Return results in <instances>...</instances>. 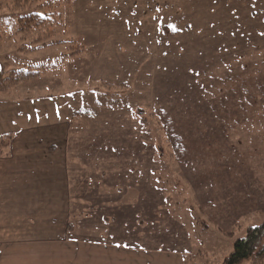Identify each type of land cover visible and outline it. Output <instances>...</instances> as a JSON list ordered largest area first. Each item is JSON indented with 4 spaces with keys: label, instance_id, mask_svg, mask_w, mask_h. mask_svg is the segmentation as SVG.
Here are the masks:
<instances>
[{
    "label": "rangeland",
    "instance_id": "1",
    "mask_svg": "<svg viewBox=\"0 0 264 264\" xmlns=\"http://www.w3.org/2000/svg\"><path fill=\"white\" fill-rule=\"evenodd\" d=\"M15 7L0 0V137L11 138L0 143V160L46 149L51 162L66 164L53 175L68 180L71 194L49 202L44 252L26 234L16 246L8 241L3 230L33 229L23 198L13 219L1 194L0 241L8 243L0 259L87 258L83 244L106 234L109 246L126 250L120 261L224 264L264 221V0ZM34 14L42 19L23 21L19 32ZM30 71L38 75L1 90ZM163 118L182 127V161ZM61 235L83 244L64 252L75 245L52 240ZM258 250L240 264H264Z\"/></svg>",
    "mask_w": 264,
    "mask_h": 264
},
{
    "label": "crops",
    "instance_id": "2",
    "mask_svg": "<svg viewBox=\"0 0 264 264\" xmlns=\"http://www.w3.org/2000/svg\"><path fill=\"white\" fill-rule=\"evenodd\" d=\"M20 153L23 155L16 158L18 160H15V158L13 157L15 154L13 152L12 156L7 160H0V199L4 198L1 194L7 197V199L10 201L9 210L11 212V217L15 219L18 217V214L14 213L19 212L18 204L21 202L20 199L23 198V200L25 201L24 209L27 210L25 213H28L24 222L27 220L29 222H26L28 224V228L32 227L33 230H24L25 227L23 226V224L25 225V223H22L21 230H18L17 228H15L16 230H13L12 228V230H8L7 232L5 230L3 231L5 236H9L8 241L11 240V243H13L15 246L17 234L29 235L32 239L29 237H25L24 239L31 240L30 242L36 240V248H38V251L44 252L45 250H43L42 243L45 240L44 238L49 230L48 227H45L46 225H48L46 223L47 219L49 218V202L54 204H62L64 201L63 197L65 199V194H67V196H70L71 194V191L69 190L68 180L63 178L59 179V177H57L58 179H54L55 176L53 175L57 170H61L64 175V166L66 164H54L53 162H51L48 150L46 149L29 148L23 149V151H20ZM36 153H40V156L44 154V163L35 162L34 160H37L36 158L33 161L32 159H30L33 155H36ZM27 156L31 157L29 158ZM1 187L4 188L3 191ZM44 219L46 220V223L43 226L42 223ZM32 222H34L33 225ZM61 230L62 234H70L72 231L67 230L66 227H62L60 231ZM102 230H108V228H103ZM1 234L2 232L0 230V235ZM94 237L97 239H89V244H83L80 240L76 239L70 240L64 238L62 235L59 238L53 237L54 239H52L64 244L75 245V248L73 249H70L68 246L61 247L60 249H62L64 252L74 251L76 248L81 246V244L87 245L88 250L92 251L91 253L88 251L89 253L87 258L69 259L68 257L67 260L54 259L56 261H49L47 259L37 257H33L31 259L1 258L0 264H143L142 261H139L138 256H132L135 259L130 262L120 261L119 259L124 255V251L126 250H124L122 247L109 246L110 243L107 242V238L109 237V235L102 234L100 236ZM66 240H70L71 242L67 243ZM7 243L8 242L0 241V248L5 247ZM26 244L27 243H23V245ZM110 250H112V252H116L113 258H116L118 260L110 258L111 255L107 254ZM42 254L43 253H40V255ZM125 255L128 256L127 253H125ZM60 256L63 257L62 254Z\"/></svg>",
    "mask_w": 264,
    "mask_h": 264
},
{
    "label": "trees",
    "instance_id": "3",
    "mask_svg": "<svg viewBox=\"0 0 264 264\" xmlns=\"http://www.w3.org/2000/svg\"><path fill=\"white\" fill-rule=\"evenodd\" d=\"M27 2L28 0H14V5L16 6L15 8L19 9L21 5L26 4ZM41 19L42 18L36 14L31 16L29 15L28 17L21 19L19 21L20 24L19 32L22 31V27L24 26V24L39 22ZM23 21H27V22L23 24ZM37 75H38L37 72L30 71L25 73L24 75H19L17 77L14 76V78H9V80H7L4 83V87H2L1 90L6 89L5 85L11 79H13L16 82L18 81L17 80L18 78L21 77L34 78ZM161 127L167 136L170 147L172 149V153L177 157L179 161H182L183 157L186 154L187 146H186V139L183 138L181 134L182 131L181 125H178V123L175 121H171L168 118H165L164 121H162ZM10 139H11L10 136L0 137V143L4 140H10ZM1 149H2L1 151H5V152L4 153L0 152V155L6 154L7 150H5L4 147ZM262 243H264V221L258 227L249 228L245 234V237L235 242L233 252L224 261V264H240L244 260H248L255 256H259L255 254H258L257 253L259 252L258 249L261 248L262 251L260 252H264V244L262 245ZM260 245H262V247H260Z\"/></svg>",
    "mask_w": 264,
    "mask_h": 264
}]
</instances>
